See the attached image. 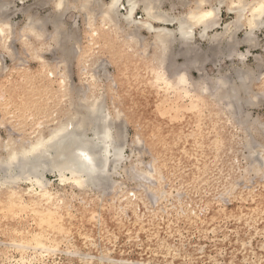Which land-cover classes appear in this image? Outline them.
I'll return each instance as SVG.
<instances>
[{
  "label": "bare ground",
  "instance_id": "obj_1",
  "mask_svg": "<svg viewBox=\"0 0 264 264\" xmlns=\"http://www.w3.org/2000/svg\"><path fill=\"white\" fill-rule=\"evenodd\" d=\"M10 1L0 0V72L9 76L4 59L17 60L18 54L13 43L19 40L24 49H30L32 58L43 69L35 77L44 80V84L40 82L38 87L32 83L34 90L42 86L46 88L44 91L51 90L54 77L58 75L61 76V85L56 89V94L72 98L74 95L70 89L72 83L69 84V60L76 59L78 54L81 55L80 63L85 67L83 69L89 83L87 89L81 90L77 103L71 104L72 112L65 114L64 121H60L52 130L43 129L45 125H40L41 129L34 131L27 142L12 137L0 139V212L15 211L26 204L21 203L22 201H28L41 228L43 241L41 236L37 237L38 244H44L46 239L43 235L48 231L64 232V227L72 219L69 214L60 213L64 209L66 193L52 188V181L46 178L47 173L57 175L61 185L71 182L76 187L101 191L110 180L108 172L111 154L120 164L127 159L122 145H115L112 117L102 105L101 95H98L101 85L96 70L100 68V62L98 64L95 56L87 54V51L76 44L72 45L76 40L75 32L72 27H66L65 23V17L71 10L82 15L85 25L91 29L94 41L90 39L93 45L103 39L109 48L118 50L119 55L114 56L119 74L117 81H120L122 87L132 85V89L138 93L135 97L136 107L140 108L138 112L143 119L145 135H149V141L156 146L162 163V168L158 165L155 170L164 173L171 167L167 158H179L187 164L184 170L191 177L193 171L201 167L198 165L200 155H203L202 163L207 164L201 170L209 169V161L214 162L221 157L217 182L221 188L226 189V192L222 189L225 193L234 194H237L240 183L250 174L254 172L261 175L264 172V124L258 119L241 120L239 116L243 97H247L246 102L255 101L249 94L254 87L264 90V78H259L257 84L254 83L255 71L246 72L242 68H233L231 73L215 78L202 73L198 82L191 84L188 74L194 68L202 71V67L197 66L198 60L206 61V53H209L210 58L225 54L228 58L244 59V55L237 52V33L246 28L244 42L253 45L256 40L255 32L264 27V0H197L192 7L188 5L190 2L179 0L181 5L188 6L184 13L179 14H173L172 9L163 10L161 0H40L39 6L51 8L49 15L43 17L34 13L26 14V21L19 28L10 21ZM224 4L229 12L235 14V18L223 26L222 32L210 37V31L220 24L219 14ZM122 9L125 13H121ZM139 9L143 14L137 17ZM197 39L209 41L204 54L195 45ZM51 51L55 55L56 52L60 54V58H52L61 59L60 62L45 59L44 54ZM179 57L184 59L180 64L177 62ZM104 71L102 73L107 77L106 74L109 73ZM19 73L21 74L18 72L17 75ZM29 75L32 73L24 72L25 77ZM159 81H164L175 94L193 90L198 96V103H192L184 110L165 109L154 96L153 90L157 89ZM212 104L215 107L209 108ZM29 110L32 109L29 107ZM229 121L241 126V134L232 128ZM221 148L223 152L220 156ZM246 162L248 165H245ZM152 171L149 172L150 175ZM139 173L136 174L139 175L138 178L135 176L136 181L148 182L149 176ZM22 181L28 183L27 187L21 186ZM133 194H130L133 197L124 196L123 206L130 204L134 198L137 200V195ZM190 194L193 195L192 189ZM138 200L142 205L143 197L140 196ZM155 200L157 202L154 199V203ZM263 204L264 194L253 197L246 214L251 219H256L257 213H251V210L257 212L264 208ZM196 210L195 207L194 211ZM149 213L146 209V212L140 213L129 224L131 226L134 223L137 227L139 221L149 235L147 248L144 247L139 252L137 263L134 261L129 262L130 264H221L216 256L195 248L183 247L172 251L171 246L165 242L158 245V225H163L157 223L154 219L157 217ZM13 231L17 235L22 232L16 229ZM260 232L264 236V223ZM238 241L240 239H236L234 243L235 257L224 264H264V253L261 255L258 252V249L264 250L263 241L255 243L256 247L254 243L243 241L239 245ZM94 255L95 253H91L90 257ZM0 256V264H14L9 253H1ZM28 259L19 260L27 263ZM98 260L96 264H103V260ZM32 261L33 259L29 262ZM108 263L119 264V258L116 261L109 259Z\"/></svg>",
  "mask_w": 264,
  "mask_h": 264
},
{
  "label": "rangeland",
  "instance_id": "obj_2",
  "mask_svg": "<svg viewBox=\"0 0 264 264\" xmlns=\"http://www.w3.org/2000/svg\"><path fill=\"white\" fill-rule=\"evenodd\" d=\"M38 1L40 0H11L9 2L10 10L8 9L10 21H13L19 28L25 23L26 14L34 13L45 17L50 13L51 8L49 6L42 8V5L40 7ZM178 1L161 0L162 9L166 11L172 9L173 14L184 13L188 6L185 7ZM186 1L190 2L188 5L190 4L189 6L192 7L197 0ZM121 13H125V10L122 9ZM142 14V10L139 9L137 17ZM234 16L235 14L229 12L227 5L224 4L219 14L220 24L210 31V37L222 32L223 26L233 21ZM65 23L66 27H72L75 32L76 40L72 45L76 44L77 47L87 51V54L95 56L97 62H100V64L98 62L100 68L96 70L101 85L98 95H101L102 105L108 109L112 117L115 145H122L127 159L120 164L111 154L108 172L110 180L101 191L76 187L71 182L61 185L57 175L47 173L46 178L52 181V188L66 193L64 209L60 213H67L72 219L64 227V232L48 231L43 235L46 239L44 244H38L36 238L42 237L40 235L41 228L35 211L33 212L31 206H28V201H22L21 203L25 202L26 204L18 207L15 211L8 209L7 212L1 211L0 254L9 253L14 264H33L34 261H36L35 264L41 262L47 264H96L99 262L98 259L103 260V264H114L108 263L109 259L116 261L118 258L119 264H130L129 262L134 261L137 263L139 252L148 246L149 235L144 231L143 224L137 219L139 223L137 227L134 223L131 226L129 224L136 216H140V213L146 212V209L150 215L157 217L154 218L157 223L163 225V227L158 225L160 232L157 233L158 235L156 234V243L159 245L165 242L171 246L172 251L183 247L195 248L202 253L216 256L220 259L221 264H224L228 263L230 258L235 257L236 244L234 243L236 239H240L239 245L242 244V241L254 243V246L258 241L264 242V236L260 235L262 223H264V208L257 212L251 210V213H257L256 219H251L252 217L246 214L250 210L251 199L264 194V177L262 176L264 172L261 175H256L254 172L250 174L240 183L237 194L225 193L226 189L221 188L217 182L220 174V156L223 152L221 148L220 158L214 162L209 161V169L201 170V167L207 164L202 163L203 155H200L198 165L201 167L194 170L191 177L187 176V171L184 170V166L187 164L179 158H167L171 167L166 172L159 173L155 167L160 165L162 168V163L157 155V148L151 140L149 141V135H145L143 119L138 112L140 108L136 107L135 97L138 93L132 89V85L122 87L120 81H117L119 74L114 56L119 55L118 50L109 48L103 39L93 45L92 31L87 28L82 15L77 11H69L65 17ZM50 29L52 30V28ZM245 33L246 28H243L238 31L236 37L239 42L237 52L243 54L244 59L241 57L240 59L228 58L225 54L220 57L214 55L210 58L208 57L209 53H206V61L199 59L197 65L202 67V71L205 69V72L200 71L199 67H197L199 71L195 68L191 69L188 73L190 83L198 82L202 73L207 77L215 78L221 74L231 73L233 68H242L246 72L255 71L254 83L258 84L259 78H264V27L255 32L254 40H256L251 46L244 42ZM208 42V40L197 39L195 45L198 51L202 50L201 53L204 54L207 51ZM13 47L18 54L17 60L4 59V65L10 72L9 76H4L0 72V139L12 137L27 142L34 131L41 129L40 125H45L43 129L52 130L60 121H64L65 114L73 110L71 104L77 103L76 100L81 90L87 89L86 86L89 87V83L87 75H85V67L80 63L81 55L78 54L76 59L69 60L70 68L67 65L71 71L69 72L71 75L69 84L72 83L70 87L71 93L74 95L72 98L68 99L69 97L56 94V89L61 85V76L58 75L54 77L51 90L44 91L46 89L44 86L34 90L32 83L38 87L40 82L44 84V80L41 81L35 77L38 72L43 70L42 66L32 58L30 49H24L21 41H14ZM77 51H79L78 48ZM50 53L44 54L45 59L61 61V59H52L60 58L58 52L56 55L52 51ZM183 61L182 57L177 59L179 64ZM17 71L21 74L17 75ZM103 71L111 75L106 74L107 78L102 73ZM24 72L32 73V75L25 77ZM164 84V81H159L157 89L153 91L155 98L161 102L165 109L184 110L192 103H198V96L193 90L189 89V93L183 91L181 94H175ZM245 97H243L241 112L239 111L240 119H258L264 124V90L254 87L252 93L249 94V97L255 100L253 102H246L247 97ZM212 106L215 107V104L210 105L209 108ZM29 107L32 110H29ZM229 124L241 134L239 124L231 121ZM116 139L121 144L117 143ZM245 165L248 163L246 162ZM132 168L136 169L133 171ZM135 173L140 175L146 173L145 175L149 176V183L136 181L139 175ZM188 173L192 174L189 170ZM27 185L26 181L21 182L23 188ZM191 189L193 195L190 194ZM133 193L137 195V200L134 198L129 202L130 204L123 206V199L133 197L130 195H134ZM140 196L143 197L142 205L138 200ZM154 199H157V202L155 200L154 203ZM195 207L196 211H194ZM8 215L10 216L8 217ZM13 229L22 232L17 235L13 233ZM182 251L185 250L182 249ZM258 252L261 254L264 253V250L258 249ZM91 253H95L92 256L93 259L90 257ZM227 254L228 256H226ZM97 255L101 258H96ZM22 258L29 261L33 259V261L32 263L22 262L19 260ZM127 261L128 263H126Z\"/></svg>",
  "mask_w": 264,
  "mask_h": 264
}]
</instances>
